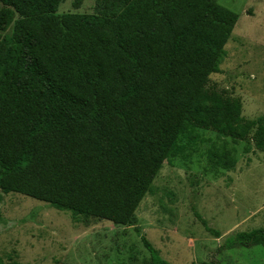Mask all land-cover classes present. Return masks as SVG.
Masks as SVG:
<instances>
[{
  "label": "trees",
  "instance_id": "trees-1",
  "mask_svg": "<svg viewBox=\"0 0 264 264\" xmlns=\"http://www.w3.org/2000/svg\"><path fill=\"white\" fill-rule=\"evenodd\" d=\"M61 2L0 0V202L16 192L85 224L133 225L163 162L199 130L264 150V116L247 119L240 99L205 87L237 13L215 0H115L109 15H58ZM208 161L231 170L235 148L213 147ZM141 241L149 264H171ZM255 245L264 246V227L221 247Z\"/></svg>",
  "mask_w": 264,
  "mask_h": 264
},
{
  "label": "rangeland",
  "instance_id": "rangeland-1",
  "mask_svg": "<svg viewBox=\"0 0 264 264\" xmlns=\"http://www.w3.org/2000/svg\"><path fill=\"white\" fill-rule=\"evenodd\" d=\"M114 1L62 0L57 14L109 15L118 10L110 5ZM215 1L237 13L238 20L223 47L219 72L209 75L205 87L240 99L247 119L264 116V0ZM13 22L2 36L11 35ZM199 135L198 142L163 162L133 225L95 218L85 224L68 210L20 193L4 194L0 257L21 264H149L143 234L171 264H264L262 245L221 247L236 232L264 227V150L210 130ZM224 143L235 148L231 170L213 168L208 161V151ZM193 210L220 236L207 232Z\"/></svg>",
  "mask_w": 264,
  "mask_h": 264
}]
</instances>
